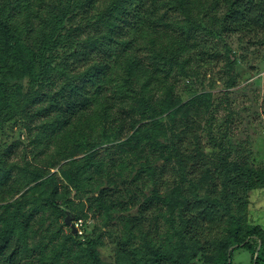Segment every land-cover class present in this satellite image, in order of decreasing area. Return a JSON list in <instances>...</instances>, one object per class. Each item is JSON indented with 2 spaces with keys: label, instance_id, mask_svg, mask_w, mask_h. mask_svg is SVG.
Masks as SVG:
<instances>
[{
  "label": "trees",
  "instance_id": "obj_1",
  "mask_svg": "<svg viewBox=\"0 0 264 264\" xmlns=\"http://www.w3.org/2000/svg\"><path fill=\"white\" fill-rule=\"evenodd\" d=\"M48 3L49 16L37 13L36 27L28 20V12H35L34 0H16L14 13L6 15L1 13L10 3L3 9L0 5V264H69V258L85 260L86 256L91 264H102L95 251L97 240L81 241L77 234L63 236L60 244L51 247L48 242L60 233L47 229L50 236H43L44 242L29 245L40 211L55 207L56 198L65 193L59 192L56 178L44 180V171L36 168L30 173L16 163L25 147L2 136L19 122L39 128L25 144L31 148L26 156L35 159L47 152L49 142L75 140L79 125L102 128L101 141L75 145L62 173L77 194L97 193L92 203L107 219L118 209H136L132 217L120 220L125 240L118 244L116 264H197L200 260L201 264H234V252L242 248L251 252L252 264H264V235L257 226L250 227L244 216L249 195L264 190V165L243 153L235 155L225 144L227 132L218 140L207 129L205 139V121L197 106L213 113V95L202 93L175 106L168 103L173 101L171 94L168 105L152 97L140 99L161 75L170 78L175 66L179 75L188 76L186 68L193 61L185 57L188 52H195L203 66L214 61L219 72L226 62V89L235 87L237 54L227 41L239 36L240 41L251 38L264 45V0ZM19 8L26 16L22 32L11 22ZM30 30L36 40L30 41ZM23 79L28 80L26 89L14 82ZM128 81L143 83L140 94L130 90ZM207 148L212 152L207 153ZM23 178L35 187H52L42 207L27 211L22 201L5 203L13 181ZM149 184L150 195L141 200L139 191ZM118 197L123 200L112 201ZM62 205L67 207L69 202L56 206ZM165 208L180 220L173 228L176 239L168 237L173 244L135 235L149 214L161 216ZM63 215L66 225L69 211L65 209ZM136 238L142 243L131 251ZM73 245L79 249L73 251Z\"/></svg>",
  "mask_w": 264,
  "mask_h": 264
},
{
  "label": "rangeland",
  "instance_id": "obj_2",
  "mask_svg": "<svg viewBox=\"0 0 264 264\" xmlns=\"http://www.w3.org/2000/svg\"><path fill=\"white\" fill-rule=\"evenodd\" d=\"M40 1L34 0L33 11L35 12H28V20L34 27H36L38 23V18L34 17L37 13L42 14V17L49 16L50 13L48 7L51 6V4L48 3V0H44L45 3H41ZM5 4H8L6 7L7 12L4 11L1 14L6 15L8 13H14L11 9L16 5V0H0L2 9ZM28 5H31V2ZM17 13L18 15L11 22L22 32V25L26 22V16L24 11L21 12L20 8L17 10ZM26 27L28 30L30 29L29 26ZM28 36L30 41L36 40V34H34L32 30H30ZM227 42L237 54L236 58L238 62L235 65L234 71L237 83L235 87L226 89L224 81L229 78V76L224 78L223 75L226 62L220 66L222 70L219 72L220 70L215 67L216 63L214 61L203 66L202 63L196 60L195 52H188L185 54V57H193L192 67L186 68L188 76L182 77L179 75V68L175 66L174 73L170 78H167L165 74L161 75L159 80L157 79L158 81L153 83L150 90L141 95L140 99H150L152 97L162 101L166 105L168 102V95L171 94L173 101L168 103L175 106L176 104H185L199 94L206 92L211 93L213 95L212 102L216 105V107L213 108V113L210 111L208 112L203 105L197 106V108L201 107L202 116L205 121L203 132L205 139H207V129L209 136L212 135L218 140H222V133L227 132L225 138H228L227 140L229 142H225V144L227 147L231 146L233 148L235 155L243 153L249 156L255 164L264 165V45L261 43L259 44L258 41H253L251 38H244L240 41L239 36H233L231 40ZM159 50L160 48L155 49L156 52ZM220 51L224 53L222 48H220ZM138 57L142 58L140 54ZM57 63H59V60ZM197 66H200V69ZM194 71L199 75H194ZM200 73L202 75L204 73L208 75L202 77ZM14 82L22 85L25 89L27 88V79L14 80ZM128 82L130 90L133 91V93L140 94L143 83L140 82L137 84L135 82ZM165 86L168 87L167 90H165ZM197 108L196 112L198 111ZM230 121L232 122L230 123ZM38 129V126H29L27 122H19L13 126L12 130L7 129V132L2 137H4L8 143L18 142L25 147L26 150L21 153L25 158L21 155L18 162H16L18 166H26L30 173L36 170V168L44 171V180L51 177L57 179V188L59 192L65 193V196L63 195V197L56 198V205L62 202H69V206L66 205L67 207H65L62 205L61 208L56 205L55 207L53 205L44 206L38 214L39 218L35 219L33 238L28 241L29 245H38L41 240L44 242L43 236L49 234L46 231L47 229L60 233L58 236H54L52 241L48 242L51 247L60 244L63 240V236L73 233L71 228L65 225L63 213L64 210L67 209L69 215L73 218L72 223L77 229L76 234L78 235V239L81 241H85L88 238L96 239L97 244L95 246V251L100 262L102 264H116L118 244L123 239L125 240L123 234L124 224L120 223V220L132 217L133 214H136V209H129L128 211H120L118 209L111 213V219H107L105 213L101 215L102 210L92 203L91 199L93 196H96L97 193L96 195L91 193L85 196L77 194L76 190L62 173L63 169H67L66 163L73 158L72 153L75 150V145L80 144L82 141L84 143L86 140L89 142H92V140L94 142L101 141V138H104L102 128L82 129L79 125L74 131L75 140L68 141L66 138H59L53 143L49 142L47 152L40 156L39 159H35L32 155L26 156L25 152L31 151V148H26L25 144L35 137V133ZM208 148L206 152H212ZM82 153L84 152L82 151ZM82 153L78 155V157H82ZM12 185L13 190L8 188L7 191H10V193L7 192L5 194L7 198L5 203L14 202L16 200L22 201L25 203L24 208L27 211L42 207L43 203L46 202L53 192L51 186L35 187L36 183H26V179L24 178L21 179L20 182L13 181ZM118 186L121 188L122 184L119 182ZM65 188H67L66 192ZM151 189V184L142 187L139 191L140 199L142 200L145 196L150 195ZM24 194L27 195L23 197ZM113 200L119 203V201L123 200V197H118L112 199V201ZM248 201V209L244 216L247 217L250 227L257 226L264 235V190L260 189L253 191L249 195ZM160 213H162L161 216L159 212L149 214V218L143 222L144 225L135 230V235H141L143 233L142 235L146 237L150 236L148 238L154 239L158 243L166 245L173 244L168 242V237L170 235L173 236V228L177 226V221L180 222L179 217H172L166 208ZM79 221H82V226L80 227H78ZM175 239L176 237L174 238L173 236V240ZM131 243L132 251L141 245L142 240L136 238L131 241ZM245 244L246 242L241 246ZM236 247L237 246H234L232 248L236 249ZM85 248L86 246L83 244L81 249ZM71 249L76 251L79 247L73 245ZM251 260L252 254L247 249H237L233 254L234 264H252ZM67 262L69 264H91V260L87 256L85 260L82 258H69ZM196 263L201 264V260L198 262L196 261Z\"/></svg>",
  "mask_w": 264,
  "mask_h": 264
},
{
  "label": "water",
  "instance_id": "obj_3",
  "mask_svg": "<svg viewBox=\"0 0 264 264\" xmlns=\"http://www.w3.org/2000/svg\"><path fill=\"white\" fill-rule=\"evenodd\" d=\"M72 219H73V218H72L70 215L67 216V218H66V225H67L68 227L71 228L73 234L75 235V234L77 233V229H76V227L74 226V224L72 223ZM260 248H261V242L259 243V247H258V250H257V252H256L255 260H256V259L258 258V256H259ZM232 250H233V248L230 249V251H232ZM229 263H231V262L229 261ZM254 264H255V263H254Z\"/></svg>",
  "mask_w": 264,
  "mask_h": 264
},
{
  "label": "built area",
  "instance_id": "obj_4",
  "mask_svg": "<svg viewBox=\"0 0 264 264\" xmlns=\"http://www.w3.org/2000/svg\"><path fill=\"white\" fill-rule=\"evenodd\" d=\"M80 226H82V221H79V225H78V227H80ZM78 227H77V228H78Z\"/></svg>",
  "mask_w": 264,
  "mask_h": 264
}]
</instances>
